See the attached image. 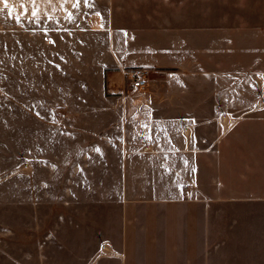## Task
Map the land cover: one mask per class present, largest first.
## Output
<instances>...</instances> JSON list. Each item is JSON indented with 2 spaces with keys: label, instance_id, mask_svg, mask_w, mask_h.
I'll use <instances>...</instances> for the list:
<instances>
[{
  "label": "crops",
  "instance_id": "0c3cea01",
  "mask_svg": "<svg viewBox=\"0 0 264 264\" xmlns=\"http://www.w3.org/2000/svg\"><path fill=\"white\" fill-rule=\"evenodd\" d=\"M106 1V9L93 12L99 17H86L88 28H69L67 34L85 36L74 48L81 47L80 55L61 66L53 61L48 66L52 74L43 77L47 86L38 87L36 98L23 110L38 116L39 148H58L65 140L71 154L85 148V160L104 156L112 145L124 149V187L115 205L116 223L112 231L102 225L95 238L93 218L84 216L83 231L75 204L56 203V187L50 203H41L51 194L42 183L45 187L36 194L34 189L23 193L27 229L23 227L16 252L0 242V264H259V253L220 251L226 238H215L212 222L223 207L250 208L239 204L264 200V45L243 50L230 38L212 53L203 43L197 64L203 77L212 73V92L204 85V91H192L190 78L180 82L171 75L152 81L166 84V91H125L128 67L183 69L193 62L187 48L188 6L186 0H163L165 24L136 27L142 11L151 8L135 0ZM85 2L33 0L30 4L35 6L23 2L20 8L54 24L70 18L77 25L84 20ZM144 17L152 22L153 15ZM46 29L58 31L56 26ZM179 36L180 44L174 39ZM164 37L176 45L161 44ZM208 60L212 72L207 70ZM57 68L67 69V75L58 76ZM241 81L252 89L242 92L234 87ZM132 169L138 175L130 185ZM69 174L70 179L78 176ZM38 177L58 180L62 174L45 172ZM105 208L109 212L108 200ZM66 227L69 236L63 238ZM110 231L116 232L115 239L107 235Z\"/></svg>",
  "mask_w": 264,
  "mask_h": 264
},
{
  "label": "rangeland",
  "instance_id": "374dc122",
  "mask_svg": "<svg viewBox=\"0 0 264 264\" xmlns=\"http://www.w3.org/2000/svg\"><path fill=\"white\" fill-rule=\"evenodd\" d=\"M32 1L7 0V5H5L3 0H0V242H4L7 249L13 246L15 252L21 247L23 227L27 229L23 225L22 210L27 200L25 195L28 190L34 189L36 194L38 189L45 187L42 183H46L51 194L44 197L45 200L42 198L41 203H50L54 196L56 203H74L78 225L84 231L86 225L84 216L86 214L91 216L96 238V232L98 233L102 225L108 226L112 231L116 223L118 209L116 206L119 204L121 189L124 187L122 179L125 171L124 149L112 145L106 149L107 153L104 156L94 154L89 160H85L86 149L79 147L71 154L69 147L66 146L68 142L65 140L61 141L62 145L58 148L44 149L42 146L39 148L37 142L38 116L27 115L26 110H23L25 105L27 107L28 100L36 98L38 87L47 86L44 85L43 77L52 74L48 72V66L52 65L53 61L61 66L63 65L61 63L80 55L81 47L78 51L74 48L82 45L85 36L67 34L69 28L80 25L88 28L90 24L86 25L89 23L86 22V17H99L93 12L106 9L107 1L86 0L81 8L84 20L78 22L77 25L73 24L74 21L71 22L70 18L54 24L53 21L48 22L38 18L28 9L22 11L20 8L22 3L25 2L29 7H33L35 5L30 4ZM131 1L126 2L131 3ZM135 2L136 4L140 2L147 9H152L150 12L142 11V17L135 21L136 27L138 25L148 26L150 23L152 25L165 24L164 14L167 11L165 1L135 0ZM186 2L190 28L187 48L193 62L183 69L171 65L158 68L128 67L123 81L125 91L155 89L166 91V84L154 85L152 81L156 76L171 75L177 77L180 82H187L186 78H190V90L192 91H204V85L205 91L212 92L214 89L210 76L212 73L208 77H203L197 64L199 56L203 54L201 50L203 43L209 45V51L212 53L217 47L225 45L230 38L237 40L238 48L243 50L255 51L256 47L264 45V0H186ZM150 14L153 15L152 22L148 20V17H144ZM162 15L164 18L161 19ZM48 26H56L58 31L56 33L53 30L44 31ZM61 32L63 34H60ZM93 39L95 40V37ZM164 39L166 38L162 39L161 44L176 45L171 42V39L168 42ZM174 39L175 41L178 39V44L181 43L180 36ZM141 40H145V37H141ZM245 53L244 56H246ZM249 60L253 61L254 58L249 57ZM206 66L207 70L213 71L212 60H208ZM138 68H145L148 71V81L144 88L131 86V73ZM57 69H59L58 76L67 75V69ZM198 82L202 84L198 85ZM78 87L81 88V84ZM234 87L242 92H245V89H252L249 82L244 83L243 81ZM257 91L258 88L254 83L253 92ZM211 102V100L208 101V104ZM54 160L57 161L56 164L47 163V161L53 162ZM126 170H128V164ZM134 171V169L130 170L133 178L128 180L130 185L136 183L135 176L138 174ZM45 172L60 173L62 178L58 180L39 179L38 176L44 175ZM69 173H78V176L70 179ZM55 187L56 195L53 196ZM70 187L73 189V194L70 192ZM86 189L91 190L87 192ZM37 198L35 197L36 200ZM107 200L110 205L109 212L105 208ZM241 203L239 205L249 204L252 207L238 206L236 210L223 207L222 211L215 213L214 222H212L216 229L213 228L214 236L216 239L221 236L226 238V242L219 250L253 251L261 254L262 258L258 259V263L264 264V200ZM86 206L89 210L87 213L85 212ZM111 231L107 235L115 239L116 232ZM69 232V228L66 227V230H63V238L69 236ZM230 238L239 241L235 244L233 241L230 243ZM93 247L96 250L97 245L94 243Z\"/></svg>",
  "mask_w": 264,
  "mask_h": 264
},
{
  "label": "built area",
  "instance_id": "2783aa9c",
  "mask_svg": "<svg viewBox=\"0 0 264 264\" xmlns=\"http://www.w3.org/2000/svg\"><path fill=\"white\" fill-rule=\"evenodd\" d=\"M148 81V71L145 68H138L131 73V86L133 88H144Z\"/></svg>",
  "mask_w": 264,
  "mask_h": 264
},
{
  "label": "snow or ice",
  "instance_id": "6c2138e0",
  "mask_svg": "<svg viewBox=\"0 0 264 264\" xmlns=\"http://www.w3.org/2000/svg\"><path fill=\"white\" fill-rule=\"evenodd\" d=\"M3 2L5 3V5H7V0H3Z\"/></svg>",
  "mask_w": 264,
  "mask_h": 264
}]
</instances>
